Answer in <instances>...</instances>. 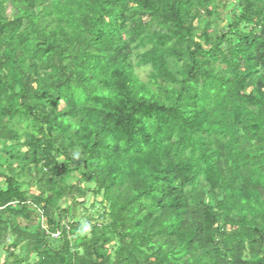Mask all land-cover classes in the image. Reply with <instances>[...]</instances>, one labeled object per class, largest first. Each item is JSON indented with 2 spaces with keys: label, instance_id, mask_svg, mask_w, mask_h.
<instances>
[{
  "label": "trees",
  "instance_id": "1",
  "mask_svg": "<svg viewBox=\"0 0 264 264\" xmlns=\"http://www.w3.org/2000/svg\"><path fill=\"white\" fill-rule=\"evenodd\" d=\"M214 1L0 0L4 263L264 264V0Z\"/></svg>",
  "mask_w": 264,
  "mask_h": 264
},
{
  "label": "rangeland",
  "instance_id": "2",
  "mask_svg": "<svg viewBox=\"0 0 264 264\" xmlns=\"http://www.w3.org/2000/svg\"><path fill=\"white\" fill-rule=\"evenodd\" d=\"M216 6H219L218 12L221 16L222 21L219 22L218 26H217V31H219V29L223 26H225L229 19L232 18V14L234 9L236 8V2L235 1H231L229 0V2H225L224 0H216L213 2ZM197 25V23H195ZM201 28V27H200ZM136 74L138 75L140 80H144L145 75H146V70L145 69H139L137 70ZM62 106L60 105L61 109ZM5 172V170L3 169V167L0 166V174H3ZM77 174L74 175V182L77 180ZM4 181L3 176H0V184H2ZM82 187H84L87 190H93L94 186L91 184H81ZM81 201V200H79ZM101 202V198H94L92 196L91 193L87 194L84 198L83 201V207L81 209H79L76 213V215L74 217H71L73 219H71L70 217L67 218L66 223L67 224H73L74 226H76L77 223H84L86 220H90V221H97L99 220V216L101 215L102 209H103V204L100 203ZM61 207H65L62 203H60ZM38 214V213H37ZM35 214H31L29 215L30 218H34ZM78 225V224H77ZM40 228L42 230H47V225H46V221L45 219L40 220ZM85 229L88 231L87 226H85ZM78 234L75 233V235H73L72 237H70L71 240H73V238H75V236H77ZM10 240V238H9ZM16 253H18L16 251ZM3 264H7L9 263V261L4 263V253L2 251V246H0V263ZM30 264H34V261L30 260Z\"/></svg>",
  "mask_w": 264,
  "mask_h": 264
}]
</instances>
